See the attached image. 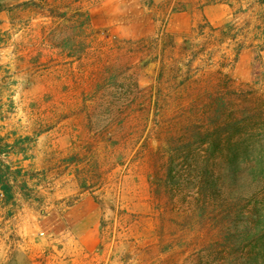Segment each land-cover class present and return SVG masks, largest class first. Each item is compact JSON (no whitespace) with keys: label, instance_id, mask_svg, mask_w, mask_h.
<instances>
[{"label":"rangeland","instance_id":"374dc122","mask_svg":"<svg viewBox=\"0 0 264 264\" xmlns=\"http://www.w3.org/2000/svg\"><path fill=\"white\" fill-rule=\"evenodd\" d=\"M175 1L0 0L2 160L34 175L29 198L0 195V264H264V167L227 178L230 144L250 143L229 122L253 106L242 92L264 93V52L243 50L222 88L170 47L203 16L240 26L260 8Z\"/></svg>","mask_w":264,"mask_h":264},{"label":"trees","instance_id":"16d2710c","mask_svg":"<svg viewBox=\"0 0 264 264\" xmlns=\"http://www.w3.org/2000/svg\"><path fill=\"white\" fill-rule=\"evenodd\" d=\"M151 2L152 0H148ZM169 3L172 0H166ZM243 0H197V8L203 10L204 7L225 3L230 6L233 2ZM260 11L257 13L255 21L246 20L240 26L234 21L226 22L221 25L212 24L205 16L192 28L191 34L185 36L182 42L176 46L171 41L172 51H177L179 61L185 60L191 65L196 60L204 62L206 65L216 67L215 73L220 76L218 87L228 86V75L223 71L231 69L242 50L246 48L254 49L255 60L260 59L264 52V0H253ZM188 9L187 0H176L172 11H186ZM243 9L234 12V17L244 13ZM217 58V59H216ZM243 102L253 106L242 111L243 118L234 122H229L230 127L236 129L237 135H246L245 141H250L249 146L243 147L242 142H235L231 145L232 135L228 137L231 155L228 157L227 178L231 184L239 179L256 182L263 176L264 167V93L250 87L249 90L242 92ZM219 128L215 129V133ZM27 139V138H26ZM15 144L10 143L6 136L0 134V195L4 203H13L20 190L24 198H29L28 181L34 175L26 173L21 166L13 167L10 163H5L2 158L8 156L13 151ZM251 150L249 151L248 148ZM248 151L252 154L249 157ZM81 154L72 155L67 159V166L79 164ZM246 165V166H244ZM77 182L82 188L88 184H93L97 180L94 174H85L76 177Z\"/></svg>","mask_w":264,"mask_h":264},{"label":"crops","instance_id":"0c3cea01","mask_svg":"<svg viewBox=\"0 0 264 264\" xmlns=\"http://www.w3.org/2000/svg\"><path fill=\"white\" fill-rule=\"evenodd\" d=\"M218 5H221V6H227V7H230L231 6L229 4H225V3H218L216 5H209V6H206L203 8L202 12H205L206 13V16H207V9H209L210 7H215V6H218ZM219 8V7H218ZM210 11H208L209 13H212L214 11H211V9H209ZM233 17H234V13H233ZM209 20V19H208ZM210 21V20H209ZM211 22V21H210ZM212 23V22H211ZM214 24V23H212ZM224 24V23H223ZM214 25H221V24H214ZM246 49H251V48H246ZM245 50V49H244ZM243 51V50H242Z\"/></svg>","mask_w":264,"mask_h":264}]
</instances>
